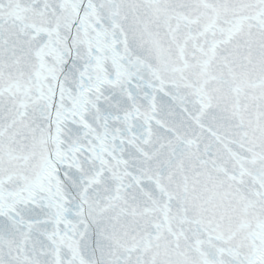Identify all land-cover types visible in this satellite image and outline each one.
<instances>
[{
	"label": "snow or ice",
	"instance_id": "snow-or-ice-1",
	"mask_svg": "<svg viewBox=\"0 0 264 264\" xmlns=\"http://www.w3.org/2000/svg\"><path fill=\"white\" fill-rule=\"evenodd\" d=\"M0 264H264V0H0Z\"/></svg>",
	"mask_w": 264,
	"mask_h": 264
}]
</instances>
